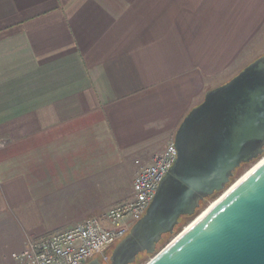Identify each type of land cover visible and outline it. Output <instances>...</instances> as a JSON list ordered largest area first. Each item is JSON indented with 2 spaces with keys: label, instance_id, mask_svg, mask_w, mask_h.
Segmentation results:
<instances>
[{
  "label": "crops",
  "instance_id": "1",
  "mask_svg": "<svg viewBox=\"0 0 264 264\" xmlns=\"http://www.w3.org/2000/svg\"><path fill=\"white\" fill-rule=\"evenodd\" d=\"M263 28L264 0H0L1 258L127 199Z\"/></svg>",
  "mask_w": 264,
  "mask_h": 264
},
{
  "label": "water",
  "instance_id": "2",
  "mask_svg": "<svg viewBox=\"0 0 264 264\" xmlns=\"http://www.w3.org/2000/svg\"><path fill=\"white\" fill-rule=\"evenodd\" d=\"M173 143L175 162L144 216L112 249L110 264H133L143 253L152 255L145 264H264V55L207 91ZM250 163L260 164L230 181ZM214 192L213 203L156 252L179 218Z\"/></svg>",
  "mask_w": 264,
  "mask_h": 264
},
{
  "label": "built area",
  "instance_id": "3",
  "mask_svg": "<svg viewBox=\"0 0 264 264\" xmlns=\"http://www.w3.org/2000/svg\"><path fill=\"white\" fill-rule=\"evenodd\" d=\"M176 158L172 140L150 163L135 161L131 194L127 199L68 229L26 238L24 248L11 253L5 264H87L94 259L110 264L112 249L144 216Z\"/></svg>",
  "mask_w": 264,
  "mask_h": 264
},
{
  "label": "rangeland",
  "instance_id": "4",
  "mask_svg": "<svg viewBox=\"0 0 264 264\" xmlns=\"http://www.w3.org/2000/svg\"><path fill=\"white\" fill-rule=\"evenodd\" d=\"M254 48H256L257 50L259 49L258 52H254L253 51ZM262 55H264V28L262 29L260 34H258L256 39L252 42V45L248 48V50H246V52H245V54L243 56V59H245V62L243 64V66H240V68H238L237 71L242 70L246 65H248L254 59H256L257 57H260ZM252 165H253V163L246 164L245 166H243L239 170V173L237 174L238 177L242 173H245L246 171H248V169H250V167H252ZM133 173H134V170L133 171L130 170V172L129 171H123L120 175H118L116 180H113V182L115 184V188H119V190H122L123 192H126V189L128 188L129 182L132 181V179H133ZM212 201L213 200H210L207 204H205V206L202 208V210L205 209V207H207L210 203H212ZM183 227H185V226H183ZM183 227L181 228V230L183 229ZM11 253L12 252L7 253V255L2 256V258L0 256V258H1L0 259L1 263L0 264H5L8 261ZM150 258H151L150 255L143 253V254L139 255L136 258L137 259V263L136 264H145ZM12 264H14V263H12Z\"/></svg>",
  "mask_w": 264,
  "mask_h": 264
},
{
  "label": "trees",
  "instance_id": "5",
  "mask_svg": "<svg viewBox=\"0 0 264 264\" xmlns=\"http://www.w3.org/2000/svg\"><path fill=\"white\" fill-rule=\"evenodd\" d=\"M245 165L246 164H242L238 169L235 170L233 177L231 178L230 181H233L238 177L237 174L239 173V170ZM218 195H219V192H214V194L212 196H210L206 200L202 201L200 203L199 208L195 211V213L192 216H188V215L181 216L179 218L177 226L174 228L173 233L172 234H165L164 236H162V239L160 240V242L156 246V252L159 251L161 248H163L172 239V237L174 235H176L179 231H181V228L183 226L187 225L198 213H200V211H202V208L205 206V204H207L210 200H214ZM150 256L152 257V255H150ZM136 263H137V259L133 264H136Z\"/></svg>",
  "mask_w": 264,
  "mask_h": 264
},
{
  "label": "bare ground",
  "instance_id": "6",
  "mask_svg": "<svg viewBox=\"0 0 264 264\" xmlns=\"http://www.w3.org/2000/svg\"><path fill=\"white\" fill-rule=\"evenodd\" d=\"M263 160H264V158L262 159L261 162H263ZM261 162H260V163H261ZM260 163H258V164H260ZM258 164H257V165H258ZM257 165H253L252 167H250V169H248V171H246L245 174L242 175V177H241L240 180H242L247 174H249V172H251V170H253V168H255V166H257ZM240 180H239L238 182H240ZM238 182H237V183H238ZM237 183H236V184H237ZM231 188H233V186H232ZM212 203H213V202H212ZM212 203H211V204H212Z\"/></svg>",
  "mask_w": 264,
  "mask_h": 264
},
{
  "label": "flooded vegetation",
  "instance_id": "7",
  "mask_svg": "<svg viewBox=\"0 0 264 264\" xmlns=\"http://www.w3.org/2000/svg\"><path fill=\"white\" fill-rule=\"evenodd\" d=\"M92 261H95L94 264H103V263H101L98 259H94V260H92Z\"/></svg>",
  "mask_w": 264,
  "mask_h": 264
}]
</instances>
